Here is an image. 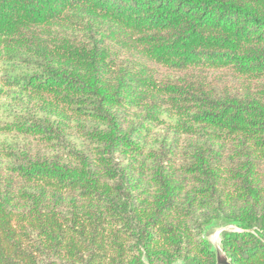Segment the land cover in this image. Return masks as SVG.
<instances>
[{
  "label": "trees",
  "instance_id": "trees-1",
  "mask_svg": "<svg viewBox=\"0 0 264 264\" xmlns=\"http://www.w3.org/2000/svg\"><path fill=\"white\" fill-rule=\"evenodd\" d=\"M264 264V0H0V264Z\"/></svg>",
  "mask_w": 264,
  "mask_h": 264
},
{
  "label": "water",
  "instance_id": "water-1",
  "mask_svg": "<svg viewBox=\"0 0 264 264\" xmlns=\"http://www.w3.org/2000/svg\"><path fill=\"white\" fill-rule=\"evenodd\" d=\"M235 229L231 226L227 227H217L215 228V233L217 234V241H212L211 236L206 234V239L210 242L212 249L215 253V264H230L226 258L222 246H221V235L224 231H234ZM207 233V232H206Z\"/></svg>",
  "mask_w": 264,
  "mask_h": 264
},
{
  "label": "rangeland",
  "instance_id": "rangeland-1",
  "mask_svg": "<svg viewBox=\"0 0 264 264\" xmlns=\"http://www.w3.org/2000/svg\"><path fill=\"white\" fill-rule=\"evenodd\" d=\"M214 231H215V229H210V230L207 231L206 234L208 236H211L210 238H211L212 241H217L218 237H217V234Z\"/></svg>",
  "mask_w": 264,
  "mask_h": 264
}]
</instances>
